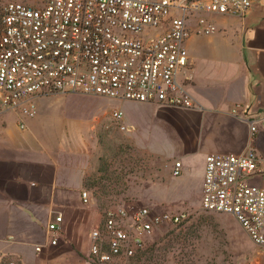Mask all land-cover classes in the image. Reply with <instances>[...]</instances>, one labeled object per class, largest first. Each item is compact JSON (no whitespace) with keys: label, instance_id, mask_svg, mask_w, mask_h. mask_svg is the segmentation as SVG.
<instances>
[{"label":"built area","instance_id":"obj_1","mask_svg":"<svg viewBox=\"0 0 264 264\" xmlns=\"http://www.w3.org/2000/svg\"><path fill=\"white\" fill-rule=\"evenodd\" d=\"M257 1L42 0L39 7L10 2L0 28L2 108L33 118L39 98L81 94L161 109H201L183 79L189 65L187 39L191 33L214 31L210 16L242 18ZM232 113L257 132L249 107L238 104ZM123 120V112L116 110L113 123L120 130H126ZM261 162L254 148L209 154L201 208L233 216L264 248V185L252 183L264 176ZM182 169L176 161L173 175L181 176ZM89 198L84 191V202ZM186 217L148 206L109 208L90 233L88 258L94 264H126L144 248L146 235L166 223L179 226ZM48 229L50 244L58 245L64 238L63 217H55Z\"/></svg>","mask_w":264,"mask_h":264},{"label":"crops","instance_id":"obj_2","mask_svg":"<svg viewBox=\"0 0 264 264\" xmlns=\"http://www.w3.org/2000/svg\"><path fill=\"white\" fill-rule=\"evenodd\" d=\"M208 20L214 31L191 33L186 41L189 65L183 75L201 109L158 112L157 136L165 133L178 142L172 158L164 156L171 164L166 176L181 187L179 193L165 195L169 204H188L190 195H196L201 205L209 154H240L254 148L264 170V0L242 18L212 15ZM68 97L72 96L62 98ZM36 103V115L22 117L2 108L0 93V264H54L58 250L70 243L89 251L90 233L102 222L85 186L97 167L86 136L54 115L58 110L52 96ZM238 104L249 107L256 133L233 115ZM174 160L183 164L181 176H172ZM191 160L200 164L192 194L187 188ZM252 183L264 185V176ZM84 191L90 196L87 203ZM58 215L63 217L65 238L52 246L48 226Z\"/></svg>","mask_w":264,"mask_h":264},{"label":"rangeland","instance_id":"obj_3","mask_svg":"<svg viewBox=\"0 0 264 264\" xmlns=\"http://www.w3.org/2000/svg\"><path fill=\"white\" fill-rule=\"evenodd\" d=\"M14 1L42 5V0H0V28L5 6ZM69 96L72 97L52 96L58 110L54 115L82 132L87 148L95 154L97 167L85 182L102 220L107 209L125 205L148 206L159 213L179 212L187 216L179 226L166 223L146 235L143 253L126 264H264V248L250 240L233 216L203 211L196 195H190L188 204L166 202L165 195L179 193L181 187L180 182L176 186L166 176L171 164L164 162V156L172 158L178 142L165 133L157 136L161 108L105 97ZM116 110L125 115V131L112 121ZM199 165L195 160L188 164L187 188L191 194L200 177ZM171 173L173 176L172 169ZM73 246L70 243L58 250L54 264H94L88 258V247Z\"/></svg>","mask_w":264,"mask_h":264},{"label":"trees","instance_id":"obj_4","mask_svg":"<svg viewBox=\"0 0 264 264\" xmlns=\"http://www.w3.org/2000/svg\"><path fill=\"white\" fill-rule=\"evenodd\" d=\"M1 22H2V19H1ZM85 186H86V182H85ZM142 253H143V249H142V250H139V251L137 252V254L135 255L136 258H137L138 256H140Z\"/></svg>","mask_w":264,"mask_h":264}]
</instances>
